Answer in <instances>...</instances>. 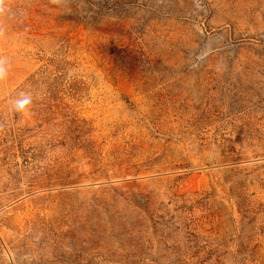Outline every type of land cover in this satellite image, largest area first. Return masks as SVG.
<instances>
[{
  "label": "rangeland",
  "instance_id": "374dc122",
  "mask_svg": "<svg viewBox=\"0 0 264 264\" xmlns=\"http://www.w3.org/2000/svg\"><path fill=\"white\" fill-rule=\"evenodd\" d=\"M8 6L0 264H264V0Z\"/></svg>",
  "mask_w": 264,
  "mask_h": 264
},
{
  "label": "clouds",
  "instance_id": "9594fccd",
  "mask_svg": "<svg viewBox=\"0 0 264 264\" xmlns=\"http://www.w3.org/2000/svg\"><path fill=\"white\" fill-rule=\"evenodd\" d=\"M63 0H51V3L60 5ZM14 15L8 6V0H0V40L5 38L4 18ZM10 61L7 57L0 54V83H2L8 75ZM33 104V96L30 92H21L17 96L10 99L9 110L16 114L25 115L29 112ZM5 128V124L0 122V132Z\"/></svg>",
  "mask_w": 264,
  "mask_h": 264
}]
</instances>
